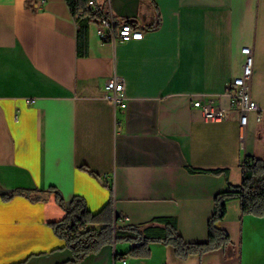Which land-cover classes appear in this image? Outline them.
Wrapping results in <instances>:
<instances>
[{"label": "crops", "instance_id": "crops-1", "mask_svg": "<svg viewBox=\"0 0 264 264\" xmlns=\"http://www.w3.org/2000/svg\"><path fill=\"white\" fill-rule=\"evenodd\" d=\"M99 3L143 38L103 42L92 22L82 54L66 0H0V264H264V215L243 214L238 199L217 222L231 238L224 248L181 258L152 242L149 257L122 259L132 248L125 241L72 263L50 225L66 216L55 192L3 198L56 188L92 213L112 206L125 223L175 217L186 241L205 242L216 194L241 184L247 157L264 159V0ZM244 46L253 49L261 120L204 119L193 102L206 95L230 106ZM113 76L124 82L125 108L105 97Z\"/></svg>", "mask_w": 264, "mask_h": 264}, {"label": "trees", "instance_id": "trees-1", "mask_svg": "<svg viewBox=\"0 0 264 264\" xmlns=\"http://www.w3.org/2000/svg\"><path fill=\"white\" fill-rule=\"evenodd\" d=\"M75 21L79 25L77 34L78 52L85 54L88 50V29L93 21L88 7L89 0H66ZM100 5L99 0H95ZM83 13V14H80ZM80 14V15H79ZM191 172L219 174L222 169H200L188 167ZM55 192L57 203L66 211V216L59 221L51 222L55 233L66 241V246L73 252L72 263H77L85 256L95 253L103 245L119 242H131L132 248L117 254L126 257H149L150 243L161 242L172 245L176 254L186 258L191 254H205L226 247L231 243L229 233L217 227V222L227 213V203L240 200L243 214L264 215V159L247 157L243 163V179L239 185H230L227 190L216 194L214 211L208 222V240L205 242H188L178 230L177 219L172 216L154 217L143 225L123 222L124 216L115 214L108 205L98 213L88 210L84 198L75 196L67 202L60 190L49 188L45 191L17 189L3 195L11 199L15 195H24L33 201H46ZM99 224L100 228L93 227Z\"/></svg>", "mask_w": 264, "mask_h": 264}, {"label": "built area", "instance_id": "built-area-1", "mask_svg": "<svg viewBox=\"0 0 264 264\" xmlns=\"http://www.w3.org/2000/svg\"><path fill=\"white\" fill-rule=\"evenodd\" d=\"M88 7L90 14L94 17L92 22L97 23L98 34L103 42L131 41L143 38L144 32L139 27L130 21L119 20L108 6L103 7L98 5L95 0H89ZM242 53L244 55L242 72L230 82L228 90L231 97L230 106L225 107L215 103L212 98L206 95L199 96L193 102L195 107L202 110L204 119L210 121L227 120L236 114L243 127L249 124L253 113L256 114L257 121L261 120L260 107L251 98V80L254 66L253 49L250 46H244ZM104 89L105 97L115 106L119 105L123 108L127 106L125 86L120 77L109 78L105 82Z\"/></svg>", "mask_w": 264, "mask_h": 264}, {"label": "rangeland", "instance_id": "rangeland-1", "mask_svg": "<svg viewBox=\"0 0 264 264\" xmlns=\"http://www.w3.org/2000/svg\"><path fill=\"white\" fill-rule=\"evenodd\" d=\"M103 1V0H102Z\"/></svg>", "mask_w": 264, "mask_h": 264}]
</instances>
